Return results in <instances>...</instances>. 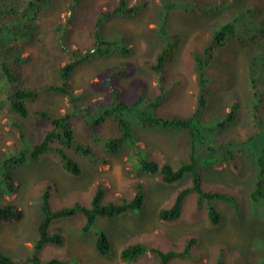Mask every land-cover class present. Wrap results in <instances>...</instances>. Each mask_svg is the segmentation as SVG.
Listing matches in <instances>:
<instances>
[{
  "label": "rangeland",
  "instance_id": "obj_1",
  "mask_svg": "<svg viewBox=\"0 0 264 264\" xmlns=\"http://www.w3.org/2000/svg\"><path fill=\"white\" fill-rule=\"evenodd\" d=\"M117 0H88L85 2L92 11ZM135 3L138 0H131ZM147 7L136 17H114L107 20L104 31L109 35L124 34L132 48L130 54H108L105 57H93L82 68L75 71L71 84L82 94L81 105L92 104L101 99L109 90L101 89L98 82L111 68L130 65L133 71L118 78L123 95L137 97L139 87L143 86L147 97L159 93V76L150 71L148 60H155L159 50L157 21L160 17V1L146 0ZM206 1V0H205ZM215 3L220 0H208ZM234 1V0H231ZM264 2V0H262ZM247 0H235L234 8L210 15L201 12L188 13L184 9L173 11L170 30L179 34L177 43L167 64L168 86L173 91L160 111L165 115L178 114L188 116L196 106L197 74L193 67L191 52L200 48L214 27L225 19L232 18L233 11H239ZM66 10L60 9L52 16L41 18L39 39L35 44L36 62L28 68L27 74L34 86L50 81L51 71L58 64H65L68 57L51 43L52 21H65ZM264 22V12L261 14ZM264 28V23L263 26ZM92 27L73 22L69 39L73 48L85 49L92 41ZM264 43V29L240 46L230 41L227 46L218 48L210 63L207 76L211 80L210 94L202 115V123L212 125L223 117L234 102L239 103L238 116L227 128L220 129L213 138L198 149L203 184L207 190L229 193L238 197L242 213L236 215L230 204L222 200L216 206L222 213L219 224L210 223L208 210H199L196 193L185 201L181 216L172 221L160 218V211L173 205L177 193L191 183L190 174L174 183L161 182L159 175L143 171L137 167V158L145 155L156 161L169 162L177 168L188 158L186 131L163 129L160 127H140L135 125L133 148L124 146L117 154H109L101 146L94 147L92 138L102 136L104 130H87L81 119L74 122L75 138L83 144H90L95 151V162L90 156L72 151L79 164L80 174L65 169L60 156L47 153L38 160L28 159L25 163L13 166L10 174L14 178L17 190L12 194H2V203H15L23 211V217L14 222L4 223L0 228V251L17 261H26L37 256L46 262L58 259L64 264H159V258L147 251L134 261H125L122 251L134 243H144L162 251H183L188 240L195 238L191 253L185 258L173 259L170 264H216L221 250L228 264L241 258L245 263H254L264 256V203L254 205L249 197L257 174V164L252 154L259 155L260 133L263 128L255 126L248 118L247 110L252 106L250 89L248 90L245 50L257 43ZM33 51V49H32ZM27 55V53H25ZM2 79L0 78V85ZM0 91V100L2 98ZM69 107L67 97L61 94L42 93L30 103V112L48 109L54 113ZM264 113V111H263ZM10 117H16L24 126L27 141L37 142L43 137L49 124L34 115L19 117L10 112L7 106H0V161L8 149H21L20 133L9 125ZM109 122L105 123L104 127ZM253 140H248L250 136ZM217 136V137H216ZM218 139L231 144L226 148L233 159L210 158L204 147ZM257 139L259 141H257ZM264 148V145L262 146ZM256 148V151L253 149ZM73 150V149H72ZM97 150V151H96ZM98 152V154H97ZM99 155V156H98ZM141 184L145 191L144 204L140 209L116 217L100 216L87 231L84 226L87 216L76 213L72 216L56 218L49 231L62 237V243L50 242L37 249L39 225L42 217L44 191L49 190V207L52 211L72 207L81 203L89 207L97 189L104 190L105 203L121 202L131 199L136 186ZM103 231L110 238L112 250L101 254L96 248L98 235Z\"/></svg>",
  "mask_w": 264,
  "mask_h": 264
},
{
  "label": "trees",
  "instance_id": "obj_2",
  "mask_svg": "<svg viewBox=\"0 0 264 264\" xmlns=\"http://www.w3.org/2000/svg\"><path fill=\"white\" fill-rule=\"evenodd\" d=\"M88 0H0V91L2 98L0 106H7L13 114L27 118L31 114L49 124L43 137L35 143L27 141L24 126L16 117H10L9 125L20 133L21 149H8L0 161V196L12 194L17 190L14 178L10 174L13 166L25 163L28 159L38 160L43 155L53 152L60 156L65 169L73 174H80L81 168L74 159L72 151L90 156L95 162V151L90 144H83L75 138L74 122L81 119L87 130H104L102 136L92 138L94 147L101 146L109 154H117L124 146L133 148L135 145V125L140 127L179 129L186 131L188 142V158L177 168L169 162L160 163L145 155L137 158V167L159 175L161 182L174 183L190 174L191 183L182 188L172 206L161 209L160 218L166 221L178 219L186 199L196 193V203L199 210L207 209L210 223L217 225L222 219V213L216 206L217 200L230 204L236 215L242 213L240 199L229 193L210 191L204 187L201 161L198 149L207 144L220 129L227 128L238 116L239 103L234 102L223 117L212 125L202 123V115L211 92L207 76L210 63L216 56V50L235 41L243 46L253 36L264 29L261 14L264 12L262 0H247L239 11H233L232 18L225 19L220 25L213 28L209 37L200 48L191 53L193 67L197 74L196 106L188 116L178 114L165 115L160 109L163 103L170 98L173 84L168 86L167 64L177 43L179 34L170 30V19L174 10L184 9L188 13L201 12L206 15L230 11L234 8V1L220 0L210 3L208 0H159L161 11L157 21L159 50L155 60L146 62L150 71L159 76V93L155 97H147L143 86L139 87L137 97L127 98L123 95L118 78L133 71L130 65L111 68L107 75L101 78L98 84L101 89H108L105 95L92 104L81 105L82 94L77 92L71 84L75 71L82 68L93 57H105L108 54H130L132 48L124 34L109 35L104 31L107 20L114 17L133 18L139 16L147 7L146 0H117L107 4L105 8H97L92 12L85 2ZM60 9L66 10V19L62 22L52 21L50 32L51 43L62 54H67L66 63L53 67L51 80L34 86L27 71L36 62L35 44L42 32L39 20L52 16ZM88 24L92 27V41L85 49L73 48L69 34L73 22ZM33 49V51H32ZM27 53V55L25 54ZM245 66L250 89L252 106L247 110L248 118L253 124L262 129L260 133L259 155L252 154L257 164V174L254 186L249 194L251 202L256 205L264 203V43H257L254 47L245 50ZM42 93L61 94L67 97L69 107L64 111L54 113L48 109H37L30 112V103L34 102ZM109 122L106 127L105 123ZM213 135V136H212ZM217 137V136H216ZM250 136L248 140H253ZM230 142L212 139V144L204 147L210 158L233 159V154L226 148ZM73 149V150H72ZM256 151V148H253ZM97 151V150H96ZM98 154V152H97ZM99 156V155H98ZM42 201V217L39 225V237L36 248L50 242L62 243V237L51 234L49 231L52 221L56 218L83 213L88 220L84 226L87 231L100 216L116 217L127 212L140 209L144 204L145 191L141 184L136 186V192L131 199L126 197L121 202H107L104 199V190L97 189L92 204L87 207L76 203L72 207L52 211L49 207V190L44 191ZM23 217V211L18 204L2 203L0 201V228L7 222H14ZM195 238L188 240L183 251H162L157 248L138 242L126 247L121 257L125 261H134L147 251H151L159 258V264H170L173 259L188 257L191 253ZM96 248L101 254H108L112 250L110 238L101 231L98 235ZM218 255L216 264H228L223 250ZM0 264H64L61 260L53 259L46 262L33 256L26 261H17L10 255L0 251ZM231 264H248L235 259ZM250 264H264V256Z\"/></svg>",
  "mask_w": 264,
  "mask_h": 264
}]
</instances>
